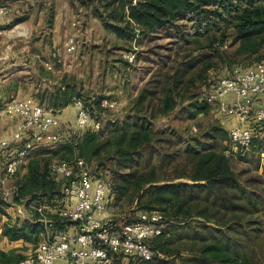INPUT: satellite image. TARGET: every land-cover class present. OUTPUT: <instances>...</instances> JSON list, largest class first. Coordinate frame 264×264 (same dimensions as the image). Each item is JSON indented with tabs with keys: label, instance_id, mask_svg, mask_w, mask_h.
<instances>
[{
	"label": "trees",
	"instance_id": "1",
	"mask_svg": "<svg viewBox=\"0 0 264 264\" xmlns=\"http://www.w3.org/2000/svg\"><path fill=\"white\" fill-rule=\"evenodd\" d=\"M96 2L92 7V0L83 1L91 5L93 16L106 30L119 40L133 42L126 53H135V64L143 56L149 59L148 78L121 120L105 127L101 123L99 130L64 124L66 137L61 143L33 149L24 159H28L26 172L18 182V193L24 198L43 195L51 203L47 214L54 220L55 231L65 230L68 223L56 213L62 197L60 182L50 172V157L56 162L81 158L94 175H111L109 206L158 211L164 217L162 233L150 240L162 257L141 261L127 256L117 264H264V162L260 156L264 123L249 122L250 157L249 148L226 154L228 129L222 122L189 138L174 128L154 126L177 108L191 121L208 114L214 106L206 101L205 90L232 67H247L261 58L264 0ZM158 38L168 41L145 51L135 49ZM237 58L249 62L243 66L236 63ZM80 95L76 83L63 79L55 89L43 88L36 96L39 104L54 113ZM102 100L94 98L90 108L85 103L93 118L99 119L93 111L101 108ZM233 160L248 167L235 170ZM5 205L0 198V243L3 239L37 243L43 231L37 213L34 221L15 227L3 222ZM23 258L14 248L0 247V264H19Z\"/></svg>",
	"mask_w": 264,
	"mask_h": 264
},
{
	"label": "built area",
	"instance_id": "2",
	"mask_svg": "<svg viewBox=\"0 0 264 264\" xmlns=\"http://www.w3.org/2000/svg\"><path fill=\"white\" fill-rule=\"evenodd\" d=\"M8 12L6 6L0 5V16ZM64 44L70 53L78 47L75 37L68 38ZM122 57L132 64L135 53H123ZM205 99L220 118L232 117L237 121L228 129L226 154L247 150L253 138L250 120L264 123V53L250 66L232 67L211 86ZM75 106L78 128L100 129L101 121L90 115L82 100L78 99ZM0 114L15 122L11 135L0 138V154L4 156L0 183L4 185L17 174L33 149L61 143L66 135L60 131V119L33 96L3 103ZM50 172L60 182L63 195L56 213L68 224L65 230L52 234L47 231L19 264H113L114 260L127 256L141 261L162 257L150 245V240L160 235L166 224L160 212L139 211L134 220L106 219L111 187L107 177L94 175L81 158L55 162ZM32 208L40 215L38 221L44 223L45 229L53 226L54 220L47 214L46 206L36 203Z\"/></svg>",
	"mask_w": 264,
	"mask_h": 264
},
{
	"label": "rangeland",
	"instance_id": "3",
	"mask_svg": "<svg viewBox=\"0 0 264 264\" xmlns=\"http://www.w3.org/2000/svg\"><path fill=\"white\" fill-rule=\"evenodd\" d=\"M83 1L87 2V0H75L74 4V10L79 14L78 19L80 22L78 24V33L80 36H70L73 30L69 25V35L66 36L67 38L65 37L66 39L63 37L60 43V46L62 47V44H64L68 38L75 37L78 42V48L76 51L74 53H70L63 49L52 53L54 55L51 53L49 55L48 51H45L44 54H42V59H45V61L51 64V69L44 65L46 71H50L52 73L54 80L57 79L56 83H46L45 86L46 88L49 87L48 89L53 90V87L54 89L58 87L63 79L70 83H76V91L81 93V98L75 97V99L72 100L70 104H73L74 106L76 101L80 99L90 108L89 103H92L94 98L98 96L103 97L100 106L101 108L93 112L99 116L102 127H105V125L110 121L121 120L125 116L129 103L132 100V95L134 94L133 90H136L138 83L143 84L148 78V74L145 69L151 64L149 63V59L147 57L144 59L143 56L141 57L142 59H140L136 64L133 62L132 65L127 66L122 55L123 53H126V50L129 49V47L131 48V45H134L133 42L128 43L119 40L115 34L106 30L102 26L101 22L93 16L92 7L97 4V0H92V7H90L91 5H85ZM70 22L71 20L69 23ZM50 27L48 24V26H45L42 30L47 32V29ZM166 41L168 40L160 38L151 43L144 41L139 48L137 47L135 49L138 51H145L147 48L150 49L157 44L164 45ZM7 60H9V58ZM58 60L60 62H58ZM236 61V63H241L244 66L249 62V59L237 58ZM63 62L66 63V68L68 70L66 72L67 75L58 79L57 77L62 75V71L57 69L56 66ZM34 69L35 66L33 70ZM228 71L221 72L222 74H225ZM17 75L19 78H17L15 82L10 83V81H5V86L10 87L11 93H9V96L12 95V97L10 96L7 98V100H11L13 97L21 98L26 95L33 96L32 93H35L34 91L37 87L39 90L44 88L42 87L44 84H40L38 79L34 80V78H29L32 76L31 72L27 74L24 70H18ZM210 89L211 87L207 88L205 92H208ZM17 91L19 92L17 93ZM258 102L261 103L262 99H259ZM220 117L221 116L215 110V107H212L208 114H199L193 121L186 120L185 116L180 114L179 108H177L167 116L156 120L154 126L155 128L167 126L174 128L180 134L189 138L193 136H200L208 126L215 123H220ZM70 121L71 120H69V122ZM66 125H75V123H68ZM65 129L67 130V128ZM60 131L65 134L63 128L60 129ZM226 143L225 145H227ZM246 153L248 157L252 155L250 148L248 151H246ZM31 154H33V152ZM262 157L264 158V153L263 156H261V162H264L262 161ZM27 160L28 159L23 161L22 166L15 176L8 178L4 185L0 183V198L6 203L5 209L7 212V216L3 217V222L9 223L15 227H19L24 223L32 222L35 220V218H41L40 215L32 208V205L38 203V200H41V204L46 206V208H48L51 204H49L46 198L41 194H34L30 198H24V196L18 193L17 185L18 182L24 179ZM56 161H58L56 158L50 157L51 163ZM2 163L3 158L0 156V179H2L3 176V173L1 172ZM92 165L94 166L95 164L93 163ZM247 167V164L244 162L242 163L233 160V168L235 170H240ZM259 171H261V168ZM105 176L107 178L111 177L109 173H105ZM59 191L62 197L63 195L61 193V186H59ZM18 195L19 198H16ZM133 209L134 208L126 207L121 210L117 207H111V205H108L106 210V219L118 220L121 218H136L138 211H134ZM34 212L37 213L35 218L33 217ZM39 223L42 224L43 231L40 233L37 243L33 244L32 241L30 242L23 240L10 243L6 239H3L4 242H2L0 247L4 250L14 248L18 250L24 257L29 255L42 239V236H46L48 234L47 231L49 234L56 232L55 224H53V226L49 227L48 229H45L44 223ZM170 228L174 233H179L176 226L171 224ZM261 244L264 250V235L262 236ZM182 255L185 256L187 254L184 252ZM122 259L124 262L126 261L125 258ZM117 261L118 260H114L113 264H117Z\"/></svg>",
	"mask_w": 264,
	"mask_h": 264
},
{
	"label": "crops",
	"instance_id": "4",
	"mask_svg": "<svg viewBox=\"0 0 264 264\" xmlns=\"http://www.w3.org/2000/svg\"><path fill=\"white\" fill-rule=\"evenodd\" d=\"M74 4L75 2L71 0H0V5L9 9L7 15L0 16V107L9 101L7 98L12 97V95L9 96L10 87L5 86V81L15 82L19 78L17 77L18 70H24L27 74L31 72L32 76L29 78L38 79L40 84H44L42 85L44 88H46V83L57 82L52 73L46 71L44 65L51 69V64L42 59V54L45 51H48L50 55L56 51L67 50L65 44H62L61 47L60 43L63 37L69 35V25L73 30L70 36H80L78 33L79 14L75 12ZM16 19L20 20L14 22ZM48 24L51 27L47 29V32H44L42 29ZM8 58L9 60H7ZM58 62L60 61L58 60ZM61 64L56 66L62 71V77L58 76V79L67 75L66 72L68 71L66 63ZM34 66L35 69L33 70ZM140 85L141 83H138L136 90H133L132 98L137 94ZM40 90L37 87L35 93H32L36 100H38L36 94ZM76 112L77 107L69 104L54 114L60 119L63 126L67 123H75ZM69 120L71 121L69 122ZM221 122L226 129H229L237 121L232 117H222ZM14 130L15 122L0 114V138H8ZM263 153L264 150L260 156H263ZM0 156L3 158L2 154ZM262 161H264L263 157ZM2 242L4 240L1 241L0 245Z\"/></svg>",
	"mask_w": 264,
	"mask_h": 264
}]
</instances>
